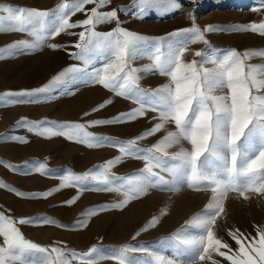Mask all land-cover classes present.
Here are the masks:
<instances>
[{
  "label": "snow or ice",
  "instance_id": "obj_1",
  "mask_svg": "<svg viewBox=\"0 0 264 264\" xmlns=\"http://www.w3.org/2000/svg\"><path fill=\"white\" fill-rule=\"evenodd\" d=\"M110 3L111 0H66L51 10L0 4V33L17 32L32 37L31 40L17 41L0 48V60L34 54L45 46L59 49L62 45L47 41L67 33L78 35L74 44L76 51L69 55L80 62L63 69L41 87L0 94V107L50 101L60 90L65 95H71L78 90L72 87L76 84L100 85L116 96L139 105L111 119L88 121L87 125L21 118L16 122V128H27L42 137L62 136L88 148L111 146L118 149L119 155L83 175L69 173L62 178L59 188L50 191L25 193L4 183H0V188L19 198L36 199L47 198L60 188L76 186L74 182H79L81 191L91 187L95 191L115 192L124 197L118 203L90 209L88 214L123 208L152 188L168 186L169 190L178 191L186 185L197 191L210 190L211 199L205 208L168 237L173 241L174 255L157 254L143 264H206L207 261L220 264L213 259V253L230 264H264V227L258 228L255 236H246L238 229L230 231L235 249L213 231L216 218L224 212L223 202L228 192H236L245 200L249 199L248 192L264 195V64L248 63L253 57L264 58V50L241 53L236 49H227L220 56L210 57L205 49L195 52L199 60H184L190 44H209L206 33L234 30L264 36V21L237 25L232 29L211 25L201 29L190 14V27L174 30L165 37L152 38L122 27L119 15L130 13L141 20L153 12L171 15L182 9L181 0H132L127 7L99 11ZM89 4L95 6L86 9ZM259 5L264 7V0H259ZM77 13H85L86 18L70 22V17ZM112 22L116 27L108 32L95 30L98 25ZM78 27L83 30L69 32ZM143 58L149 59L150 64L134 66L135 61ZM206 64L212 67H206ZM148 74H159L166 77L167 82L155 89H143L140 81ZM110 103L111 100H106L92 111L97 112ZM149 110L157 114L152 119L159 122L133 139L123 141L86 131L89 126L135 121L145 117ZM89 114L86 112L84 115ZM166 124H173L175 130L167 131L151 147H137V141L155 136L165 130ZM9 140L28 142L25 137L0 136V141ZM182 141H187L190 149L184 147ZM174 145H180L179 150L169 152ZM127 157L144 161V167L131 175L117 176L111 170ZM0 165L13 172L19 171L18 166L5 164L2 160ZM44 167L42 164L35 171ZM162 173H167L170 179ZM89 180L95 183H85ZM74 199L65 203L71 205ZM158 223L159 218L153 216L141 231H147ZM43 224L65 229L85 226L83 222L73 226L56 224L48 217L14 219L0 211V264H72L73 260L78 264H100L103 260L116 261L117 264H141L128 253L147 251L128 244L107 250L93 245L85 252L57 246L45 247L26 239L19 227ZM139 235L140 232H137L132 239Z\"/></svg>",
  "mask_w": 264,
  "mask_h": 264
},
{
  "label": "rangeland",
  "instance_id": "obj_2",
  "mask_svg": "<svg viewBox=\"0 0 264 264\" xmlns=\"http://www.w3.org/2000/svg\"><path fill=\"white\" fill-rule=\"evenodd\" d=\"M254 0H181L182 9L171 15H157L153 12L141 20L130 13L119 15L122 27L132 32L148 37H165L174 30L191 26L190 14L201 29L205 26H218L232 29L237 25H248L252 22L264 21V7ZM66 0H0V4L16 7L51 10ZM132 4V0H111V3L99 9L106 12ZM95 5H86L91 9ZM259 8V11L254 9ZM86 18L85 13H77L70 17V22H78ZM116 27L115 22L98 25L96 31L104 33ZM82 28L70 29L69 32L79 33ZM32 37L17 32L0 33V48L21 40H31ZM208 45L197 42L189 45L184 60H199L196 51L207 49L208 56H220L223 50L236 49L243 53L246 50H264V36L251 31H216L206 33ZM78 35L62 33L55 38H49L47 43L62 45L53 50L47 46L34 54H20L14 58L0 60V94L7 91L35 89L41 87L52 77L72 64H80L73 60L69 53L76 51L74 44ZM147 58L134 62V66L142 67L150 64ZM99 62H97L98 65ZM248 63L264 64V58L253 57ZM93 65V66H97ZM206 67H212L206 64ZM167 82V78L159 74H148L140 81L143 89H155ZM78 89L71 95H65L63 90L50 101L28 104H5L0 107V136L25 137L27 143L15 141H0V160L5 164L19 167L13 172L8 167L0 165V183L9 188L25 193H41L59 188L62 178L69 173L83 175L89 170L97 169L107 160L119 155L118 149L111 146L88 148L86 145L69 141L62 136L42 137L27 128H16V122L25 118L28 121L50 120L57 122H76L86 124L97 119H111L119 113L128 112L139 105L132 100L116 96L100 85H72ZM106 100L111 103L105 108L93 112L99 104ZM90 113L85 116V113ZM157 114L148 111L146 116L119 125L89 126L86 131L96 136H108L127 141L141 135L151 128L158 120L152 118ZM173 124H166L165 130L155 136L137 141V147L148 148L155 144L167 131H174ZM182 145L190 149L187 141ZM180 145H174L169 152L179 150ZM44 165L41 171H35ZM144 167V161L132 157L125 158L111 171L117 176H128ZM170 179L167 173H162ZM76 186H68L55 191L47 198H19L12 192L0 188V211L11 215L14 219L48 217L56 224L73 226L83 222L84 227L60 228L53 224L19 226L26 239L41 246H57L85 252L93 245L105 250L119 248L125 244L142 247L147 251L128 253L141 261L152 260L154 255L173 256L175 249L172 236L185 221L201 212L211 199V192L197 191L182 185L180 190L172 191L168 186L149 189L146 195L131 200L123 208H109L104 211L88 214V210L103 205L118 203L124 197L115 192L95 191L89 187L80 190ZM85 183L93 185L89 180ZM249 199L245 200L236 192H228L224 202V212L216 218L213 231L222 241L229 243L235 249V242L229 236L230 231L239 230L246 236H255L260 227H264V195L248 192ZM75 198V199H74ZM69 205L66 201L73 200ZM10 210V212L8 211ZM161 213H166L161 215ZM153 216L159 218V223L147 231H141ZM195 231V229H190ZM140 232L135 240L132 237ZM223 250V249H222ZM152 253V255H149ZM71 260V257H69ZM213 259L220 264H230L223 257L213 253ZM72 264H78L73 260ZM100 264H117L116 261L103 260ZM203 264V262H202ZM206 264H211L207 261Z\"/></svg>",
  "mask_w": 264,
  "mask_h": 264
},
{
  "label": "crops",
  "instance_id": "obj_3",
  "mask_svg": "<svg viewBox=\"0 0 264 264\" xmlns=\"http://www.w3.org/2000/svg\"><path fill=\"white\" fill-rule=\"evenodd\" d=\"M253 2H254V3H258V2H256V0H254Z\"/></svg>",
  "mask_w": 264,
  "mask_h": 264
}]
</instances>
